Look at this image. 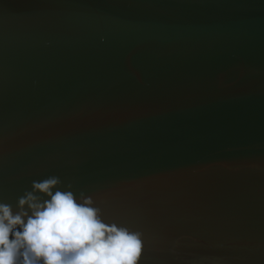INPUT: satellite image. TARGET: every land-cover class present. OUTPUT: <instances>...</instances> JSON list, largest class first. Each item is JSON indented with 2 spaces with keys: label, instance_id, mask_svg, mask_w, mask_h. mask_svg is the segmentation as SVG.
Wrapping results in <instances>:
<instances>
[{
  "label": "water",
  "instance_id": "water-1",
  "mask_svg": "<svg viewBox=\"0 0 264 264\" xmlns=\"http://www.w3.org/2000/svg\"><path fill=\"white\" fill-rule=\"evenodd\" d=\"M48 176L139 264H264V0H0V201Z\"/></svg>",
  "mask_w": 264,
  "mask_h": 264
},
{
  "label": "clouds",
  "instance_id": "clouds-1",
  "mask_svg": "<svg viewBox=\"0 0 264 264\" xmlns=\"http://www.w3.org/2000/svg\"><path fill=\"white\" fill-rule=\"evenodd\" d=\"M33 181L14 209L0 201V264H139L142 233L106 223L91 196Z\"/></svg>",
  "mask_w": 264,
  "mask_h": 264
}]
</instances>
